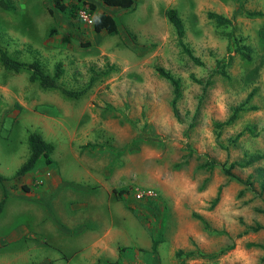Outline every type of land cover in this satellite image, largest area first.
Masks as SVG:
<instances>
[{"label":"rangeland","instance_id":"374dc122","mask_svg":"<svg viewBox=\"0 0 264 264\" xmlns=\"http://www.w3.org/2000/svg\"><path fill=\"white\" fill-rule=\"evenodd\" d=\"M2 1L0 48L49 75L58 63L59 89L80 94L43 89L29 70L0 64V259L19 250L28 262L14 256L13 264H73L104 237L109 254L95 264H264V159L230 169L236 178L223 173L264 155V17L246 16L264 11V0H135L130 11L100 0H62L64 10L52 0ZM87 2L110 14L117 32L95 33L85 12L69 16ZM168 8L200 64L178 46ZM158 67L178 79L175 111ZM248 93L255 110L214 127ZM21 127L52 144L51 161L40 157L12 177L29 152ZM40 166L59 177L26 191ZM24 191L29 201L16 198ZM124 230L128 246L118 239Z\"/></svg>","mask_w":264,"mask_h":264},{"label":"trees","instance_id":"16d2710c","mask_svg":"<svg viewBox=\"0 0 264 264\" xmlns=\"http://www.w3.org/2000/svg\"><path fill=\"white\" fill-rule=\"evenodd\" d=\"M52 1H53V5L58 10H64L66 8L62 0H52ZM100 1L107 6L118 7L125 11L132 10L135 4V0H100ZM0 5L1 7H5V4L2 0H0ZM86 5H87L86 9L83 7L74 6L75 8L74 10L72 9V6H71L68 9L69 16L76 17L78 16L79 11L82 10L83 12L89 15L90 21H91V27L95 33L104 31L107 34H113L117 32L118 29H117L116 21L110 14L105 13V12L94 13V5L90 2H87ZM165 16L167 20L169 21V23L174 28L178 46L181 47L184 50V52H186L188 57H190V59L195 64H200V61L196 59L190 53V51L185 47L184 43L181 40L183 36V25H182L180 18L177 15L176 10L174 8H168L167 10H165ZM246 16L247 17H264V11H247ZM207 17L210 19H213L214 22L219 25L229 24L230 22L229 19L223 17L220 14L213 13V12H207ZM235 51L238 52L242 57H245V58L249 57L248 47L245 45H240L239 47H237V49H235ZM0 64L4 68L13 70L15 72L21 69L29 70L30 74L28 76V79L30 81L37 80L39 86L43 89H59L56 83V80H55L60 74L58 63L56 64L54 68L53 74L49 75L40 68L36 60H32L31 62L17 61L11 58L10 56H8L6 52L2 48H0ZM157 72L162 78L166 79L171 86L173 96H172L170 104H171L172 110L175 111V102L180 94L178 79L171 76L168 72L164 71L161 67L157 68ZM196 81L199 82L198 80ZM59 90L69 97H76L80 94V91L65 90V89H59ZM250 97H251V93H248L245 99L240 104H238L237 106L231 109L229 116L222 122L214 123V127L221 128L223 126H230L233 124L234 120L237 118L238 112L255 110L254 105L245 106L246 102L249 100ZM240 134L241 132H238L236 136H239ZM27 143H28V150H29L28 156L25 162L22 163L19 166V168L14 172L12 177L23 175L24 173L32 169L36 161L40 157L44 159L45 163H49L51 161L50 153L53 149V146L51 143L44 141L39 133L30 132L27 135ZM263 158H264V155L259 154V155H254V156L249 157L245 163L231 162L229 163L227 167H224L223 173L227 176H232L233 178L234 176L230 173V169H232L233 167H245L251 164L252 162L261 160ZM207 165H210V164L208 163ZM260 171L264 173V169H260ZM5 179H6L5 177L0 175V181H4ZM260 186L264 188V182H261ZM218 194H219V188L217 189L216 196L213 199V202H216L218 200ZM2 204H3V199L0 200V210L2 208ZM192 216L196 219H199L203 224L205 223L201 217L197 215H192ZM262 227H263L262 225H257L253 230L256 231L257 229H260ZM255 245L262 246L261 244H255ZM154 246L155 244L154 242H152L151 243L152 250ZM179 252L180 251L177 250L176 254H178ZM185 254H189L190 257L193 256L191 252H186ZM263 258H264L263 256L260 258V262L263 261Z\"/></svg>","mask_w":264,"mask_h":264},{"label":"crops","instance_id":"0c3cea01","mask_svg":"<svg viewBox=\"0 0 264 264\" xmlns=\"http://www.w3.org/2000/svg\"><path fill=\"white\" fill-rule=\"evenodd\" d=\"M13 125H15V124H13ZM12 125V126H13ZM0 126H2V122H1V119H0ZM23 131H24V129L21 127V135H20V137H22V139H23V142L21 143V145H22V149L24 148L26 151H27V148H28V143H27V134H29V133H27V132H24L23 133ZM40 135H41V133H40V131L38 130L37 131ZM42 136V135H41ZM18 155H19V153H18ZM28 156V155H27ZM27 156H26V154L25 155H19V157H23V158H27ZM43 159V158H42ZM264 159V158H263ZM26 160V159H25ZM25 160L22 162V163H24L25 162ZM21 163V164H22ZM20 164V165H21ZM19 165V166H20ZM49 165V164H48ZM79 166L83 169V171L85 172L86 171V168L85 167H83L82 166V164H79ZM19 168V167H18ZM17 168V169H18ZM16 169V170H17ZM15 170V171H16ZM31 170V169H30ZM29 170V171H30ZM43 170H45V173H43ZM14 171V172H15ZM37 171H38V174H37V176H33V178L30 180V182H25L26 183V185L27 186H29V189L28 190H26V191H29L31 188H33V187H35V188H37V187H39V186H32V185H34V184H36V185H40V184H45V182H46V180L48 179V178H50V179H52V178H54V179H56L57 180V178L59 177V174L58 173H56V172H52V171H50L47 167L46 168H43V167H39V168H37ZM52 172L51 174H49V172ZM14 172H13V174H14ZM28 172V171H27ZM55 173V174H54ZM12 174V173H11ZM25 174V173H24ZM1 175V174H0ZM85 175H87V174H85ZM3 176V175H2ZM8 176H10V175H8ZM87 176H91V175H87ZM98 182V181H97ZM40 186H42V185H40ZM97 190H100L101 192H102V194H103V196L104 197H106V202H107V204H108V207L110 208V202H108L107 201V191H108V189H107V186H103V185H100V187L99 188H97ZM26 191H24V192H22V193H19V194H17V196H16V198L17 199H20V200H25V201H29L30 199H28L25 195V192ZM26 198V199H25ZM112 202V201H111ZM119 207V206H118ZM120 208V207H119ZM111 209V208H110ZM142 226H144V228L146 229V232H148L149 233V231H148V229L146 228V226L145 225H143L142 224ZM147 233V234H148ZM128 235V232L127 231H125L124 230V233L123 234H120V237H121V239L120 238H118L120 241H121V244H124V245H127L126 243V241L127 240H125V238H126V236ZM23 236V234L22 235H19L18 237H16V238H21ZM102 238V239H101ZM100 239H98V240H96V242H93V244L89 247V251L86 253V254H84V253H81L80 255H81V257L83 256V258L82 259H80V258H78V260H77V262H73V264H95V262L98 260V259H103V260H106V258H107V255L109 254V253H106V251L109 249V245H108V241L106 240L105 241V239H104V237H101ZM118 239H116V240H118ZM116 240H115V242L114 241H112V242H114V244H116ZM112 242H110V244L112 243ZM140 244V243H139ZM128 246V245H127ZM80 250V249H79ZM79 250H76L77 252L79 251ZM116 252V251H115ZM116 254V253H115ZM14 256H19V257H21V262H25V263H27L28 262V259H26V253H24V252H22V251H16L15 253H14V255H12L10 258H4V259H0V264H13V258H14ZM13 257V258H12Z\"/></svg>","mask_w":264,"mask_h":264},{"label":"built area","instance_id":"2783aa9c","mask_svg":"<svg viewBox=\"0 0 264 264\" xmlns=\"http://www.w3.org/2000/svg\"><path fill=\"white\" fill-rule=\"evenodd\" d=\"M80 12H83V11L81 10V11H79V13H80ZM83 13H84V12H83ZM147 194H150V193L148 192ZM137 196H139V195H137Z\"/></svg>","mask_w":264,"mask_h":264}]
</instances>
